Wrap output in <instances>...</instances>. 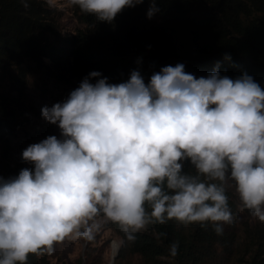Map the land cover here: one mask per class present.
Masks as SVG:
<instances>
[{
  "label": "clouds",
  "instance_id": "1",
  "mask_svg": "<svg viewBox=\"0 0 264 264\" xmlns=\"http://www.w3.org/2000/svg\"><path fill=\"white\" fill-rule=\"evenodd\" d=\"M45 2L56 7L59 0ZM67 2L111 23L145 0ZM148 4L150 20L161 9L158 0ZM41 116L60 136L23 150L31 169L0 177V264H27L30 254H51L68 238L93 241L101 219L119 227L121 245L169 221L211 224L222 235L235 219L229 184L264 223V88L246 73L197 78L178 63L147 83L139 70L109 83L93 71ZM169 254H178L176 242Z\"/></svg>",
  "mask_w": 264,
  "mask_h": 264
},
{
  "label": "trees",
  "instance_id": "2",
  "mask_svg": "<svg viewBox=\"0 0 264 264\" xmlns=\"http://www.w3.org/2000/svg\"><path fill=\"white\" fill-rule=\"evenodd\" d=\"M148 7L145 0L104 23L71 6L78 25L66 34L60 12L45 1L30 0L25 7L21 0H0L2 157L9 159L15 149L14 128L24 109L27 78L46 68V59L65 58L80 81L97 71L109 83H121L139 70L147 83L162 67L183 63L185 71L197 78L213 70L233 79L246 73L264 88V0H158L161 11L150 20ZM185 170H190L187 162ZM0 177L13 176L0 172ZM226 194L234 215L238 206L227 188ZM104 227L119 238L112 264H216L219 255L232 258L230 264H264L262 225L244 231L245 242L238 245L243 252L234 247L233 233L224 229L217 235L211 224L149 225L134 243L123 245L116 224L105 219ZM173 242L178 244L175 257L169 254ZM85 252L79 264H100L101 254ZM27 264L51 263L43 253L30 254Z\"/></svg>",
  "mask_w": 264,
  "mask_h": 264
},
{
  "label": "rangeland",
  "instance_id": "3",
  "mask_svg": "<svg viewBox=\"0 0 264 264\" xmlns=\"http://www.w3.org/2000/svg\"><path fill=\"white\" fill-rule=\"evenodd\" d=\"M45 1V0H43ZM60 12L62 18L63 33L70 34L77 22L67 0H59L58 5L53 7ZM46 68L28 76L26 91L23 99L24 109L18 114V124L14 128L15 149L9 159L0 154V172L5 175L16 176L24 168L31 169L33 166L24 162L21 158L23 150L30 144L38 143L50 135L59 138L60 132L57 126L49 124L41 116V109L51 107L54 103L64 101L71 91L79 87L81 81L73 65L64 59L44 61ZM9 160V161H8ZM8 161V162H7ZM238 209L234 214V221L225 225V231L233 233L234 247L237 250L245 242L244 231L255 225H262L249 215L243 208L235 187L232 184L226 186ZM105 219H101V228L93 241L68 238L54 246V251L49 254L44 252L51 264H79V259H85L86 250L92 254H101L100 264H111L119 249V238L111 229H105ZM238 245H241L238 247ZM245 248L240 249L244 251ZM216 264H230L232 258L219 255Z\"/></svg>",
  "mask_w": 264,
  "mask_h": 264
},
{
  "label": "water",
  "instance_id": "4",
  "mask_svg": "<svg viewBox=\"0 0 264 264\" xmlns=\"http://www.w3.org/2000/svg\"><path fill=\"white\" fill-rule=\"evenodd\" d=\"M115 259V258H114ZM114 259L112 260V262L114 261ZM112 264V263H111Z\"/></svg>",
  "mask_w": 264,
  "mask_h": 264
}]
</instances>
